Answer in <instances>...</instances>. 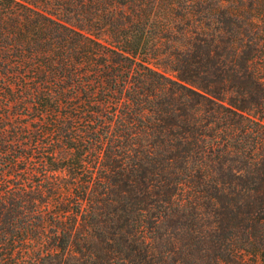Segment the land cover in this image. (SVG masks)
Returning <instances> with one entry per match:
<instances>
[{
    "label": "trees",
    "instance_id": "trees-1",
    "mask_svg": "<svg viewBox=\"0 0 264 264\" xmlns=\"http://www.w3.org/2000/svg\"><path fill=\"white\" fill-rule=\"evenodd\" d=\"M0 264H264V0H0Z\"/></svg>",
    "mask_w": 264,
    "mask_h": 264
}]
</instances>
